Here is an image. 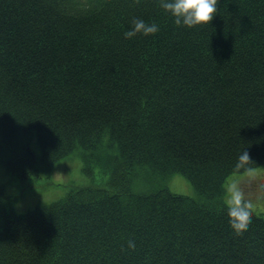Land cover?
<instances>
[{
	"label": "trees",
	"instance_id": "trees-1",
	"mask_svg": "<svg viewBox=\"0 0 264 264\" xmlns=\"http://www.w3.org/2000/svg\"><path fill=\"white\" fill-rule=\"evenodd\" d=\"M134 17L159 31L125 38ZM247 145L264 166V0L192 27L160 0H0V165L24 182L77 150L106 182L25 213L0 186V264H264V217L237 230L224 198Z\"/></svg>",
	"mask_w": 264,
	"mask_h": 264
},
{
	"label": "rangeland",
	"instance_id": "rangeland-1",
	"mask_svg": "<svg viewBox=\"0 0 264 264\" xmlns=\"http://www.w3.org/2000/svg\"><path fill=\"white\" fill-rule=\"evenodd\" d=\"M33 149L38 157L41 156L38 143L33 141ZM38 177L20 181L10 175L3 165H0V186H6V191L13 198L10 207L13 212L25 213L34 210L36 205L46 204L61 199L67 193L70 185L106 184L101 174L97 172L94 177L86 176L83 172V161L76 150L73 154L62 160V164L54 169L43 167ZM167 187L173 193L194 196V189L186 176L174 174ZM233 181H239L246 186L248 193L253 197L258 215L264 217V166L239 174L228 176L224 188ZM147 190V184L141 186ZM226 204V203H225Z\"/></svg>",
	"mask_w": 264,
	"mask_h": 264
},
{
	"label": "clouds",
	"instance_id": "clouds-1",
	"mask_svg": "<svg viewBox=\"0 0 264 264\" xmlns=\"http://www.w3.org/2000/svg\"><path fill=\"white\" fill-rule=\"evenodd\" d=\"M160 6L174 17L176 25L192 27L209 23L213 19L218 11V0H160ZM159 27L155 21L149 22L141 17H134L131 27L124 32V36L132 38L138 33L155 34L159 31ZM250 157V146L247 145L239 151L234 163L235 169H252L253 163ZM224 192L230 219L236 229L240 230L251 222L256 209L255 201L246 186L239 181L229 183ZM128 247L134 248L135 241L129 239Z\"/></svg>",
	"mask_w": 264,
	"mask_h": 264
}]
</instances>
